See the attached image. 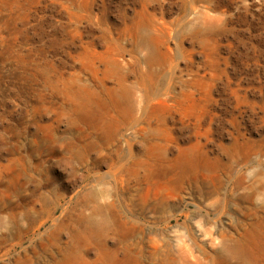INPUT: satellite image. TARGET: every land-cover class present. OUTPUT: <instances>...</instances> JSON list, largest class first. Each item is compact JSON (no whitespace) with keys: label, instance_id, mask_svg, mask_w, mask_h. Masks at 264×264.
I'll list each match as a JSON object with an SVG mask.
<instances>
[{"label":"rangeland","instance_id":"1","mask_svg":"<svg viewBox=\"0 0 264 264\" xmlns=\"http://www.w3.org/2000/svg\"><path fill=\"white\" fill-rule=\"evenodd\" d=\"M0 264H264V0H0Z\"/></svg>","mask_w":264,"mask_h":264}]
</instances>
